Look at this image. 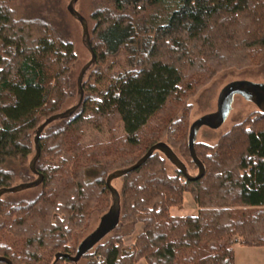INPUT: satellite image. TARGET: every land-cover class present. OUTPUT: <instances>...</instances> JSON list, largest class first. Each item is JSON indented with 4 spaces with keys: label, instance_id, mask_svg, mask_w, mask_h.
Listing matches in <instances>:
<instances>
[{
    "label": "trees",
    "instance_id": "1",
    "mask_svg": "<svg viewBox=\"0 0 264 264\" xmlns=\"http://www.w3.org/2000/svg\"><path fill=\"white\" fill-rule=\"evenodd\" d=\"M19 1L0 0V188L36 178L29 162L37 127L74 93L72 42L41 16L16 18ZM91 8L95 62L76 111L38 137L40 192L29 201L0 198V257L11 264L75 255L92 212L111 205L108 174L150 146L166 144L187 171L197 170L189 100L222 71L264 66V0H93ZM119 51L129 69L100 85L102 66ZM100 126L106 141L81 143L86 128ZM194 149L204 166L197 179L175 166L169 172L158 150L117 178L119 220L82 256L85 264H234L236 241L264 246V113L251 112L214 144L195 140ZM185 193L196 214L171 215ZM55 264L75 262L60 256Z\"/></svg>",
    "mask_w": 264,
    "mask_h": 264
},
{
    "label": "rangeland",
    "instance_id": "2",
    "mask_svg": "<svg viewBox=\"0 0 264 264\" xmlns=\"http://www.w3.org/2000/svg\"><path fill=\"white\" fill-rule=\"evenodd\" d=\"M69 1L70 0H20L17 5L12 6V8L15 10L16 18H32L41 16L44 19L50 21V23H52L56 28V31L61 35V38L71 41L74 46V51L77 58L75 63L71 67V81L73 84L72 90L74 93L69 99H67L66 103L62 107L63 110L76 104L79 96L77 92V76L82 67L90 60V53L87 50L84 39L82 37L81 25L76 17L72 15L67 9ZM92 1L93 0H76L74 2L75 10L87 21L88 31L91 30V27L93 25V23L89 21V14L92 10ZM128 69L129 65L126 60V54L123 51H119L116 55L109 57L108 61L102 66L104 78L100 85L107 84L116 72H125ZM88 75L89 69L85 73L82 83L87 79ZM233 81H248L258 85H264V66L253 67L244 70L230 69L216 74L206 86L201 88L197 92V94H195L189 100L192 105V110L190 112V122L193 123L194 121L203 118L204 116L216 112L220 91L224 86ZM223 105L224 107H228V96L225 97ZM256 110H258L257 105L253 102L251 97H248L247 93H233L232 99L230 100V110L224 121L215 128L207 125L197 126L195 137L196 141L206 144H214L219 139V137L226 131H228L234 124L240 122L248 114ZM122 133V128L120 124H118L116 135L120 136ZM107 139L108 133L104 126L88 127L84 131V136L81 139V143L87 145L92 142H104ZM13 166L16 171L20 170V167L18 165L15 164ZM173 168L174 165L168 161V171L172 172ZM188 172L190 174H196L197 170L190 169L188 170ZM20 183L24 182L17 178L15 185ZM112 185L114 186V188L119 190L121 181L119 179H114L112 181ZM39 192L40 187L39 185H37L33 188H27L18 192L5 193L0 198L2 199V202L9 203L18 202L20 200L29 201L34 199ZM195 206L196 204L191 195L189 193H185L182 205L180 207H171L170 214L182 217L191 216L194 213L193 211ZM104 214L105 212H99L96 210L92 212L89 217L87 228L80 234V241L88 237L100 226L101 218ZM138 226L140 228V225H137L136 227L138 228ZM109 235L110 233L104 236L100 240V242H104L105 240H107ZM127 238L128 237H124L123 240ZM125 241L126 243L122 241L124 245L131 244L128 243L127 240ZM67 245H70V243H67ZM95 258L97 259L98 256H96ZM85 263L86 260H84L83 257L75 262V264Z\"/></svg>",
    "mask_w": 264,
    "mask_h": 264
},
{
    "label": "water",
    "instance_id": "3",
    "mask_svg": "<svg viewBox=\"0 0 264 264\" xmlns=\"http://www.w3.org/2000/svg\"><path fill=\"white\" fill-rule=\"evenodd\" d=\"M75 1L76 0H70L67 9L79 21L82 28V37L84 39L85 46L90 53V60L82 67V69L80 70L77 76V91L79 94L78 101L76 102V104L72 105L71 107L47 117L37 127L34 136L35 154L29 162V168L31 172L36 175V178L29 182L16 184L10 187L0 188V197L5 193L18 192L27 188H33L41 183L42 176L35 169V163L39 156L38 137L47 124L53 122L54 120L71 116L79 107L83 99L82 80L85 73L95 62V54L90 44V36H89L87 21L75 10L74 8ZM235 92L247 93L248 97H251L253 102L257 105L258 110L264 113V85H258L248 81H233L228 83L220 91L216 112L204 116L203 118L194 121L190 125L189 135H188V147H189L190 156L193 162L195 163V165L197 166V174L196 175L189 174L185 164L166 144L160 142L150 146L148 150L144 153V155L141 158H139V160H137V162L126 168L118 169L108 174L106 178V185L111 194V205L107 210V212L102 216L100 226L80 243V245L76 250L75 255L71 256L68 254L57 253L55 255L54 262L52 264H55V262L59 259L60 256L67 257L71 261L77 262L84 254H86L95 244H97L104 236H106L114 228L120 216V198L117 189L114 188V186L112 185V181L139 167L147 160L148 157L152 155L154 151L156 150L160 151L171 164H173L177 169H179L184 174V176L187 179L193 180L201 177L204 174V166L202 162L198 159L194 149V143L196 140L195 138L196 127L199 125H207L214 128L218 127L224 121L225 117L227 116L230 110V100L232 99V95ZM226 96L229 97L228 107H224L223 105ZM0 260L5 261L8 264H11V262L6 258L0 257Z\"/></svg>",
    "mask_w": 264,
    "mask_h": 264
},
{
    "label": "crops",
    "instance_id": "4",
    "mask_svg": "<svg viewBox=\"0 0 264 264\" xmlns=\"http://www.w3.org/2000/svg\"><path fill=\"white\" fill-rule=\"evenodd\" d=\"M197 210V207L194 208V213ZM176 213V212H175ZM178 213V211H177ZM138 229V231H137ZM140 228L136 227V232L129 236L127 239H124L123 242L132 243L135 239V236L139 234ZM234 249V264H264V246H246L238 241L233 245ZM137 264H146L144 260H140Z\"/></svg>",
    "mask_w": 264,
    "mask_h": 264
}]
</instances>
